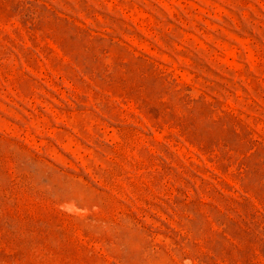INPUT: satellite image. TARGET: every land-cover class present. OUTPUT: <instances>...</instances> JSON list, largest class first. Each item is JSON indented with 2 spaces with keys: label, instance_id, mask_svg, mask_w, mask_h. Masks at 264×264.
I'll use <instances>...</instances> for the list:
<instances>
[{
  "label": "rangeland",
  "instance_id": "obj_1",
  "mask_svg": "<svg viewBox=\"0 0 264 264\" xmlns=\"http://www.w3.org/2000/svg\"><path fill=\"white\" fill-rule=\"evenodd\" d=\"M0 264H264V0H0Z\"/></svg>",
  "mask_w": 264,
  "mask_h": 264
}]
</instances>
